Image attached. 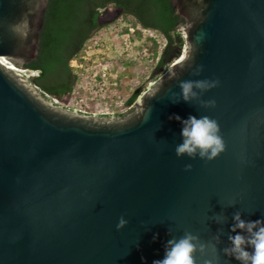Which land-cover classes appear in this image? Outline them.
<instances>
[{
  "label": "water",
  "instance_id": "water-1",
  "mask_svg": "<svg viewBox=\"0 0 264 264\" xmlns=\"http://www.w3.org/2000/svg\"><path fill=\"white\" fill-rule=\"evenodd\" d=\"M48 2L0 0V264H153L186 230L209 244L219 234L222 264H240L220 250L235 212L264 222V0H172L180 60L122 115L54 104L21 73ZM184 80L216 83L173 103ZM173 114L216 120L224 150L178 157Z\"/></svg>",
  "mask_w": 264,
  "mask_h": 264
},
{
  "label": "trees",
  "instance_id": "trees-1",
  "mask_svg": "<svg viewBox=\"0 0 264 264\" xmlns=\"http://www.w3.org/2000/svg\"><path fill=\"white\" fill-rule=\"evenodd\" d=\"M107 5L121 7L131 25L154 30L164 38L160 50L156 38H143L140 30L135 31L139 49L154 61L156 77L181 55L184 38L180 28L185 20L174 9L172 0H49L37 57L25 65L38 72L32 81L43 93L62 96L71 90L77 72L70 62L99 27V15ZM139 93H132L127 103L133 104Z\"/></svg>",
  "mask_w": 264,
  "mask_h": 264
},
{
  "label": "clouds",
  "instance_id": "clouds-1",
  "mask_svg": "<svg viewBox=\"0 0 264 264\" xmlns=\"http://www.w3.org/2000/svg\"><path fill=\"white\" fill-rule=\"evenodd\" d=\"M180 60V59H179ZM174 75V73H173ZM215 81L209 80H184L179 83V93H172V102L180 100L190 102L197 97L196 89L201 92L215 86ZM159 89H157L158 91ZM155 92L153 96H155ZM209 104L214 101H209ZM169 119H175L181 123V142L176 144L175 153L178 157L187 155L195 159L211 160L224 150V142L220 135L219 125L216 120L204 115H189L186 119L178 114H173ZM186 170L191 165L185 166ZM216 222L221 223L223 217L216 216ZM228 245L220 251L226 257L235 258L240 264H264V222L261 220H246L242 213L237 211L232 216ZM128 220L121 216L116 225L117 230L124 228ZM172 234V229H169ZM158 234H154L153 240ZM214 243L202 242L197 234L185 231L183 235L172 236L166 242L165 254L162 259L153 261V264H222L217 245L221 243L220 235L214 236ZM211 247L212 256L208 258V249ZM197 253L200 259H197ZM223 264H228L224 261Z\"/></svg>",
  "mask_w": 264,
  "mask_h": 264
},
{
  "label": "rangeland",
  "instance_id": "rangeland-1",
  "mask_svg": "<svg viewBox=\"0 0 264 264\" xmlns=\"http://www.w3.org/2000/svg\"><path fill=\"white\" fill-rule=\"evenodd\" d=\"M114 6L102 10L99 27L92 32L83 48L70 62L77 74L86 77L105 65L108 72L109 99L119 102L134 92H141L158 73L153 72L154 61L139 49L136 30L143 38L154 37L164 45V38L156 31L133 26Z\"/></svg>",
  "mask_w": 264,
  "mask_h": 264
},
{
  "label": "built area",
  "instance_id": "built-area-1",
  "mask_svg": "<svg viewBox=\"0 0 264 264\" xmlns=\"http://www.w3.org/2000/svg\"><path fill=\"white\" fill-rule=\"evenodd\" d=\"M175 60L178 61L179 58ZM20 71L30 79L38 76L36 70L25 68L20 69ZM109 88L107 68L105 65H101L98 72H94L87 77L84 74H77L71 90L62 96L44 94L51 98L54 104L85 114L122 115L133 108L134 103L128 104L127 100L126 102H119L109 99Z\"/></svg>",
  "mask_w": 264,
  "mask_h": 264
},
{
  "label": "flooded vegetation",
  "instance_id": "flooded-vegetation-1",
  "mask_svg": "<svg viewBox=\"0 0 264 264\" xmlns=\"http://www.w3.org/2000/svg\"><path fill=\"white\" fill-rule=\"evenodd\" d=\"M109 6H114V5H107V6H105L102 10H104V9H107V7H109ZM116 9H118L119 11H121L122 12V14H123V9L121 8V7H117V6H114ZM101 15H102V12H101V14L99 15V23H100V19H101ZM32 80V79H31Z\"/></svg>",
  "mask_w": 264,
  "mask_h": 264
},
{
  "label": "bare ground",
  "instance_id": "bare-ground-1",
  "mask_svg": "<svg viewBox=\"0 0 264 264\" xmlns=\"http://www.w3.org/2000/svg\"><path fill=\"white\" fill-rule=\"evenodd\" d=\"M1 61H2L3 64H5V65H7L9 67L16 68L11 62H9V61H7V60H5L3 58H1Z\"/></svg>",
  "mask_w": 264,
  "mask_h": 264
}]
</instances>
